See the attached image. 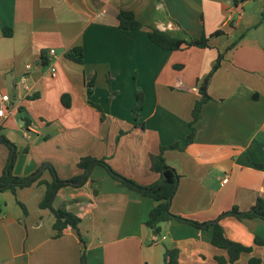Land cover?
Wrapping results in <instances>:
<instances>
[{
	"label": "crops",
	"instance_id": "crops-1",
	"mask_svg": "<svg viewBox=\"0 0 264 264\" xmlns=\"http://www.w3.org/2000/svg\"><path fill=\"white\" fill-rule=\"evenodd\" d=\"M120 10L143 26L120 28ZM149 26L183 39L220 32L209 47L171 51L150 41ZM74 46L82 63L64 56ZM219 52L193 141L164 152L179 175L170 211L199 222L234 206L248 210L264 191V0H0V97L8 96L0 136L16 150L12 175L50 182L52 168L65 180L82 173L77 162L90 156L141 185L156 182L151 157L184 142L199 82ZM137 91L142 127L131 116ZM8 153L0 143V176ZM44 191L37 181L15 194L0 186V264L80 263L76 231L54 237V217L39 207ZM155 204L100 165L84 184L61 187L53 202L80 217L85 264H163L165 248L178 251L179 264L227 257L210 243V229L169 221L154 235L144 223ZM219 223L228 238L252 248L225 264L252 257L264 264L254 243L264 238V220L227 215Z\"/></svg>",
	"mask_w": 264,
	"mask_h": 264
},
{
	"label": "trees",
	"instance_id": "trees-1",
	"mask_svg": "<svg viewBox=\"0 0 264 264\" xmlns=\"http://www.w3.org/2000/svg\"><path fill=\"white\" fill-rule=\"evenodd\" d=\"M117 19L118 25L122 29L138 30L143 26V24L136 19L135 15L131 11L120 10L117 14ZM219 32L220 31H216L210 36L183 39L173 37L167 32L149 26L147 34L150 41L160 48L173 51L184 49L190 46H196L199 48L209 47L210 37L218 35ZM240 38L241 37L232 42L227 47V49L234 47L239 42ZM64 56L69 60L77 63L83 62V51L80 46H74L66 50ZM222 59L223 53L219 52L211 67V70L199 82L198 92L200 96L195 101L192 107L191 119L189 121L190 131L187 134L184 142H175L170 145L161 146L159 152L151 157V167L153 171L159 174V179L156 182L147 185H141L130 178L116 173L105 161V159H97L90 156L82 157L77 162V167L82 171V173L65 180L58 178L52 168H49L50 172L52 173V180L50 182H43L38 180L40 175H32L28 177L14 176L12 175V167L16 158V150L14 148V144L4 136H0V143L6 145L9 150L4 170L2 172V175L0 176V186H4L13 194H15L17 188L28 187L35 181L40 184H44V196L39 203V207L42 209H48L52 213L54 217V222L52 224V228L54 229V237H60L67 228H72L73 230H75L82 244L79 264H85V247L83 245V240L79 232V224L81 221L80 217L68 211L65 205L54 207L53 202L61 187L68 185L80 186L84 184L88 178L90 170L94 166L100 165L116 181L119 186L126 187L142 196L152 198L155 201L156 204L149 211L148 217L145 220L144 224L156 234H159L160 232V224L169 221H177L180 223L189 224L198 229H210V243L217 248L225 250L227 254L226 258L216 257L218 263L225 264L235 262L239 259L242 253H250L252 251V248L228 238L219 221L222 217L227 215L235 216L240 220L253 218L264 220V191L256 198L255 203L248 210L240 211L237 207L234 206L230 210L220 214L217 219H215L216 221L199 222L196 220L188 219L180 215L173 214L170 211V203L172 197L176 192L179 175L174 168L166 163L164 158V152L166 150H183L186 145L190 144L193 141L196 132L195 123L200 117L201 107L210 98L207 93V85L212 74L219 68ZM42 63H46L44 56H42ZM143 107V93L141 91H137L135 93V102L131 111L133 125L135 127H142V123L139 122V118ZM24 121L26 125V118H24ZM87 171L88 173L86 174ZM18 204L23 208L22 204H20L19 202ZM254 243L264 249V238L255 236ZM259 261V258L252 257L249 259L250 264H257L259 263ZM163 264H179L178 251L176 249L165 248L163 252Z\"/></svg>",
	"mask_w": 264,
	"mask_h": 264
},
{
	"label": "built area",
	"instance_id": "built-area-1",
	"mask_svg": "<svg viewBox=\"0 0 264 264\" xmlns=\"http://www.w3.org/2000/svg\"><path fill=\"white\" fill-rule=\"evenodd\" d=\"M54 53H55L54 49L49 50V54H54ZM26 67L29 68V65H27ZM49 72L52 77L56 75V69L52 64L49 65ZM7 102H8V96L1 95L0 97V117L5 116L4 104ZM223 181H226V179H224Z\"/></svg>",
	"mask_w": 264,
	"mask_h": 264
},
{
	"label": "water",
	"instance_id": "water-1",
	"mask_svg": "<svg viewBox=\"0 0 264 264\" xmlns=\"http://www.w3.org/2000/svg\"><path fill=\"white\" fill-rule=\"evenodd\" d=\"M88 173V171L86 172V174ZM153 234L155 235L156 233L155 232H153Z\"/></svg>",
	"mask_w": 264,
	"mask_h": 264
},
{
	"label": "rangeland",
	"instance_id": "rangeland-1",
	"mask_svg": "<svg viewBox=\"0 0 264 264\" xmlns=\"http://www.w3.org/2000/svg\"><path fill=\"white\" fill-rule=\"evenodd\" d=\"M86 256H87V255H86V253H85V259H86Z\"/></svg>",
	"mask_w": 264,
	"mask_h": 264
}]
</instances>
